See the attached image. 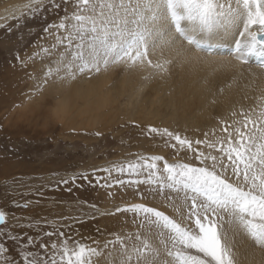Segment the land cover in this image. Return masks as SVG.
Masks as SVG:
<instances>
[{
	"label": "snow or ice",
	"instance_id": "obj_1",
	"mask_svg": "<svg viewBox=\"0 0 264 264\" xmlns=\"http://www.w3.org/2000/svg\"><path fill=\"white\" fill-rule=\"evenodd\" d=\"M49 15L55 16L52 22ZM13 19L17 28L42 22L41 39L50 41L37 43L32 57L16 56L21 67L27 59L47 58L38 87L50 80L91 77L122 62L147 64L163 75L171 61L153 62L150 52L178 41L181 49L188 46L186 51L220 53L231 57L234 67L255 63L264 70V0H29ZM231 115V122L220 121L219 134L213 130L204 140L149 126L148 132L166 137L172 149L191 152L185 160L137 155L93 169V175L106 174L109 186L144 185L163 197L160 205L134 202L101 213L131 214V230L103 241L59 227L14 234L19 220L0 208V264H242L241 247L264 249V94ZM114 172L128 179L114 178ZM78 178L88 175L60 182Z\"/></svg>",
	"mask_w": 264,
	"mask_h": 264
},
{
	"label": "rangeland",
	"instance_id": "obj_2",
	"mask_svg": "<svg viewBox=\"0 0 264 264\" xmlns=\"http://www.w3.org/2000/svg\"><path fill=\"white\" fill-rule=\"evenodd\" d=\"M19 1L22 0H0V8ZM19 13L0 18V25L7 24L13 29L8 32L0 27V208L10 218L14 216L19 220L20 226L15 227L14 234L36 235L59 227L66 233L103 241L112 233L131 230V214L101 213H112L116 207L134 202L160 205L163 197L150 193L144 185L136 188L113 183L109 186L106 174L97 172L93 175V169L112 162L131 161L137 155H163L169 161L185 160L192 156L191 152L172 149L166 143V137L149 133V126L168 128L192 140H204L207 133L211 139L213 130L219 134L221 120L231 122L234 119L232 112L226 118L216 117L213 126L202 130L160 115L148 120H139V115L138 118L119 115L113 120L104 119L106 121H93L83 111L75 117L74 113L53 115L55 101L59 99L53 90L57 83L65 80H55L56 84L50 80L38 87L42 79L38 73L47 67V58L36 56L27 59L25 67L20 66L17 54L21 58L32 57L39 51L37 43L48 44L50 41L41 39L44 35L42 22H30L17 28L13 17ZM54 19L55 16L49 15V22ZM44 88L48 93L43 94ZM40 95L44 98L45 108L33 118L26 106H33ZM200 147L207 151L203 145ZM80 173L87 174L88 179L78 178L68 184L60 182ZM112 175L114 178L119 176L115 172ZM119 178L128 179L127 175ZM14 181H19L20 186L17 187ZM25 202H28V208L18 206ZM7 223L15 225L12 219ZM29 223L33 227L29 228ZM44 242L49 241L45 238Z\"/></svg>",
	"mask_w": 264,
	"mask_h": 264
},
{
	"label": "bare ground",
	"instance_id": "obj_3",
	"mask_svg": "<svg viewBox=\"0 0 264 264\" xmlns=\"http://www.w3.org/2000/svg\"><path fill=\"white\" fill-rule=\"evenodd\" d=\"M28 2L22 0L0 8V18L19 13ZM186 49L188 46L185 44L181 49L178 41L150 52L153 62L171 61L163 75L147 64L129 67L122 62L91 77L81 75L63 83L54 80L58 85L53 91L59 99L55 101L53 115L74 113L75 117L83 111L93 121L119 115L129 118L139 115V120H148L160 115L202 130L213 126L216 117L226 118L240 108L248 109L264 94V70L256 64L234 67V61L227 55H206ZM46 88L43 94L48 93ZM43 102L40 95L33 106L27 105V111L34 116L28 114L34 118L45 108ZM240 259L242 264H264V249L255 245L241 247Z\"/></svg>",
	"mask_w": 264,
	"mask_h": 264
}]
</instances>
